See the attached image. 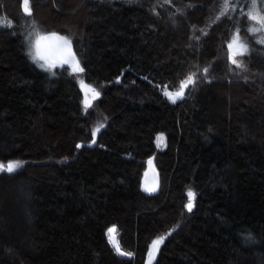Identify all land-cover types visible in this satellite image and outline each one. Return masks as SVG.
<instances>
[{
  "label": "trees",
  "instance_id": "obj_1",
  "mask_svg": "<svg viewBox=\"0 0 264 264\" xmlns=\"http://www.w3.org/2000/svg\"><path fill=\"white\" fill-rule=\"evenodd\" d=\"M22 1L0 0L12 22L0 164L22 162L0 170V264H147L165 234L151 264H264V42L250 0H30L31 16ZM49 32L69 37L83 72L32 62L29 41ZM82 81L103 92L88 107ZM182 84L181 100L164 96Z\"/></svg>",
  "mask_w": 264,
  "mask_h": 264
},
{
  "label": "water",
  "instance_id": "obj_2",
  "mask_svg": "<svg viewBox=\"0 0 264 264\" xmlns=\"http://www.w3.org/2000/svg\"><path fill=\"white\" fill-rule=\"evenodd\" d=\"M22 10L24 14L27 16L33 15V11L30 7V0L27 4H25V0L22 1ZM29 11H30V14H29ZM53 33L56 34L55 37H51V34ZM43 37H50L47 39L39 40L40 54L45 57L44 58L45 60L61 68H73L74 69L77 65L81 68V62L76 53L75 46L68 36L62 33H59V32H49L43 35ZM75 73H81V72L75 71ZM186 89H187V86L183 88V97L185 96ZM166 92H173V91L166 90L164 92V96L170 99L169 96L165 94ZM182 98L177 97L175 101H179ZM91 105H92V102L90 103V106ZM143 186H144V189L149 193H156L160 189L159 171L152 164L150 160L148 161V168H147V172L144 177V180H143ZM114 229H115V232L110 233L111 243L120 257L128 258L129 255L121 250L120 245H119L120 251H118L115 246L117 243L119 244V241H118V237L116 233V228ZM121 252H123L124 254H121ZM147 264H151L149 259H148Z\"/></svg>",
  "mask_w": 264,
  "mask_h": 264
},
{
  "label": "rangeland",
  "instance_id": "obj_3",
  "mask_svg": "<svg viewBox=\"0 0 264 264\" xmlns=\"http://www.w3.org/2000/svg\"><path fill=\"white\" fill-rule=\"evenodd\" d=\"M250 8L248 10V14H249V18L251 15H256L258 17V19L260 17H264V0H255V9H253L252 5H253V0H250ZM251 19V18H250ZM253 21V28H252V32L254 33H259L261 36L262 41L264 42V24L259 23L257 21H254L253 19H251ZM0 21H3L2 24H0V28L2 27H9L12 25V22L6 18L5 16L0 15ZM43 36V35H42ZM40 36V37H42ZM40 37H34L32 38L29 43H28V54L32 60V62L37 65L40 69L46 71V72H53L55 70V65L51 64L50 62H48L45 59H34V55H35V44L37 40H40ZM231 50H232V57L233 59H236L238 56H240L241 54H244L248 51V46L241 40L240 36L237 35L234 40L231 42ZM241 45H244L245 47H241ZM41 55V54H40ZM43 65V67L41 66ZM49 65H51V67H49ZM81 86L85 95V102L84 105L85 107H88L90 105V103L92 102V104H94L95 102V98H99L103 95V92L101 90L100 87L97 86H93L91 84H87L86 82L82 81L81 82ZM91 89H94L95 92H98L99 95L94 97L93 91H91ZM97 108L94 109V113H96ZM107 127V122L104 119H99L98 120V124L95 126L94 130H93V140L91 141V145L95 144L97 142V138L99 133L104 130ZM98 129V131H97ZM158 145L160 147H164L166 144V139L163 135H160L157 139ZM168 235L165 234L164 236L160 237L163 238L162 242L159 243L156 247H151V252L149 255V261L152 263L156 260L157 256H158V252L160 250V247L162 246V244L164 243L166 237ZM158 238V239H160ZM156 239V240H158ZM155 240V241H156ZM154 241V242H155Z\"/></svg>",
  "mask_w": 264,
  "mask_h": 264
},
{
  "label": "snow or ice",
  "instance_id": "obj_4",
  "mask_svg": "<svg viewBox=\"0 0 264 264\" xmlns=\"http://www.w3.org/2000/svg\"><path fill=\"white\" fill-rule=\"evenodd\" d=\"M28 2H29V0H25V4H27ZM252 7H253V9H255V0H253ZM29 14H30V11H29ZM250 18L253 19L254 21H257L259 23L264 24V17H260L258 19V17L256 15H251ZM2 23H3V21H0V24H2ZM9 26H10V24H9ZM55 36H56L55 33L51 34V37H55ZM47 38H50V37H43V36L40 37V39H47ZM230 47H231V45H230ZM241 47H245V46L244 45H241ZM33 58L34 59H44L45 58L44 56L40 55L39 40L36 41V44H35V55H34ZM232 62L234 64H237L238 65V62L235 59H233ZM41 66L43 67V65H41ZM49 67H51V65H49ZM73 70L74 71L83 72V68H80L78 65ZM205 71H207V70L205 69ZM188 81L189 82H192V77H188ZM186 86H187L186 84H182L180 91H176V92H166L165 94L168 95L170 99H172V102H175V99L177 97H180V98L183 97V88L186 87ZM91 91H93L94 97L99 95V93L98 92H95L94 89H91ZM97 131H98V129H97ZM19 167H22V162H18V161H16V162H9L7 164V166H5L3 164H0V170L7 171L9 173L15 171ZM188 196H189V203L186 205V207L190 211L191 208H192V206H193L192 201L194 200V194L191 193V192H189L188 193ZM109 232L110 233H114L115 232V229L114 228L113 229H109ZM162 239L163 238H160V239L156 240L154 242V244H153V247H156L159 243H161L162 242ZM115 246H116L117 250L120 251L119 244L117 243ZM121 254H124V253L121 252Z\"/></svg>",
  "mask_w": 264,
  "mask_h": 264
}]
</instances>
